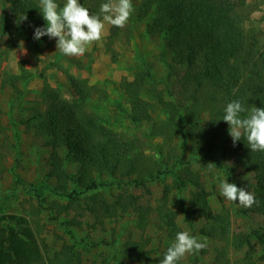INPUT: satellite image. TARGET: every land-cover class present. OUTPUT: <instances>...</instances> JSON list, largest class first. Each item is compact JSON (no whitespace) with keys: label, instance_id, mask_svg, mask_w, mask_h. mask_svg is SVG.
Wrapping results in <instances>:
<instances>
[{"label":"trees","instance_id":"obj_1","mask_svg":"<svg viewBox=\"0 0 264 264\" xmlns=\"http://www.w3.org/2000/svg\"><path fill=\"white\" fill-rule=\"evenodd\" d=\"M56 1V0H55ZM13 12L3 23L5 35H13L14 28L30 44L34 52L47 36L34 39V29L44 27L46 21L40 11V0H7ZM83 2V1H82ZM246 0H142L140 15L149 17L147 32L165 38L172 53L165 77L156 79L150 69L139 71L133 79L125 78L121 88L130 103L129 116L138 127L143 121H153V133L163 137L168 145L169 157L153 158L146 155L136 136L115 131L104 124L95 111L88 109L91 88L85 80L73 79L76 97L64 98L57 89H46L41 101L36 104L31 116L23 121L32 125L35 132L46 136L52 146L49 177L61 181L58 185L42 184L34 188L43 198L45 189H51L67 198L59 205L58 213L69 212L80 204L93 216L94 222L102 223L107 218L124 215L131 211L137 214V224L145 227L154 207L133 192H121L109 200L103 188L117 184L146 186L161 175L172 173L174 183L164 186L157 213L170 237L181 232L177 219L180 213L184 220L193 224L201 214L210 227L202 233L220 231L224 217L216 213L210 203V193L204 186L201 174L192 162L200 156H209L220 148L217 139L228 137V124L222 120L226 105L239 100L247 109L264 107V41L246 30L241 7ZM94 0L92 10L99 11ZM26 16L27 19L21 20ZM115 30V29H114ZM116 34L113 32L112 36ZM20 76H13L12 80ZM145 94L151 95L150 98ZM159 104L164 119L154 118L155 105ZM247 115V113L242 114ZM190 151V156L177 153V145ZM63 148L62 158L59 148ZM224 153L226 148H221ZM158 152L162 149L158 147ZM228 154L233 169L242 168L254 173L253 194L258 205L250 210L264 215V152H251L246 139L233 145L230 137ZM78 164L76 173L64 169L65 161ZM108 176L109 180L101 179ZM72 183V187H69ZM192 186L186 204L181 210L169 205L173 188L179 191ZM220 233L224 234L222 229ZM255 237V242L251 237ZM257 243L264 245L262 227L248 234L236 235V248L248 246L243 259L236 264H255L253 252ZM128 252H139L140 245L131 241ZM194 253V260L201 259ZM140 256V255H138ZM218 258L230 264L222 250ZM42 247L35 229L27 216L9 213L0 215V264H45ZM65 259V258H63ZM57 264L67 260L53 258ZM221 261V262H222Z\"/></svg>","mask_w":264,"mask_h":264},{"label":"rangeland","instance_id":"obj_2","mask_svg":"<svg viewBox=\"0 0 264 264\" xmlns=\"http://www.w3.org/2000/svg\"><path fill=\"white\" fill-rule=\"evenodd\" d=\"M83 1V2H82ZM94 0H79L92 15ZM63 8L66 0L55 1ZM142 0H132L134 11L123 28L104 22V29L99 41L92 42L90 49L83 56H66L56 48V39L46 40L40 45V51L34 52L22 36L3 34L1 27L9 21L13 12L7 0H0V215L16 213L27 216L35 229L43 250L45 264H57L51 260H67L68 264H160L167 248L175 240L157 213L156 206L161 202L165 184L174 183L172 173L161 175L146 183V186L113 184L103 188L106 198L111 200L121 192H133L141 196L155 208L145 227L137 224V214L133 211L95 223L94 218L85 209L82 201L72 206L69 212L58 213L59 205L67 198L58 192L45 189L40 198L34 188L42 184L60 185L61 181L49 177L52 146L46 136L35 132L32 125L23 121L31 116L34 107L41 101L43 91L57 89L61 95L73 100L76 90L73 79L85 80L92 87L87 107L95 111L101 121L115 131L136 136L144 153L150 157L168 159V145L163 137L153 133V121H143L138 127L129 116L130 103L121 88L125 79H133L139 71L150 69L156 79L165 77L167 64L171 62L172 53L168 41L161 36H152L147 30L149 17L140 15ZM245 17V28L264 41V0H246L241 7ZM115 29V30H114ZM116 32V34H113ZM26 50H20V44ZM13 76H20L12 80ZM150 98L151 95L145 94ZM165 114L159 104L155 105V120L164 119ZM220 148L203 155L192 162L193 168L201 174L204 186L210 193V203L216 213L224 217L219 228L225 230L211 234L202 233V228L212 225L201 214L196 216L193 224L184 220L180 213L177 222L181 231H187L200 242H207V247L200 253L196 262L193 254H186L178 264H225L218 258L224 250L230 264L243 259L248 246L236 248V235L248 234L255 229L264 230V215L244 208L220 195V183L227 179L229 183L243 187L253 193L254 173L242 168L233 169L232 159L228 154L230 135L217 139ZM224 146L226 153L221 149ZM161 148L162 151L158 152ZM62 158L63 148H59ZM177 153L190 156V151L177 145ZM213 163V171L207 165ZM230 163V164H228ZM64 169L76 173L78 164L65 161ZM101 179L111 181L108 176ZM69 183V187H72ZM192 186L179 191L172 190L169 205L181 210L186 204ZM62 190V188H58ZM255 242V237H251ZM131 241L140 245L139 252H128ZM140 255V256H138ZM65 258V259H63ZM255 264H264V245L257 243L253 252ZM222 261V262H221Z\"/></svg>","mask_w":264,"mask_h":264},{"label":"clouds","instance_id":"obj_3","mask_svg":"<svg viewBox=\"0 0 264 264\" xmlns=\"http://www.w3.org/2000/svg\"><path fill=\"white\" fill-rule=\"evenodd\" d=\"M40 11L46 21L44 27L34 29V39L40 40L47 36L56 39V48L66 56H83L90 49L92 42L99 41L104 29V22L123 28L134 11L132 0H107L101 4L99 15L90 14L89 10L79 0H66L63 8L55 0H40ZM27 19L26 16L21 20ZM20 50L25 51L23 42ZM247 113V115H242ZM222 120L229 128L233 145L237 141L246 139L251 152H264V107L252 106L247 109L239 100L229 102ZM230 164V163H228ZM213 163L207 165L208 170L213 171ZM220 195L244 208L258 205L255 195L243 187H237L235 183L227 182V179L219 185ZM207 247V242H200L197 237L187 231L176 233L175 240L167 248L160 264H178L186 254L199 253Z\"/></svg>","mask_w":264,"mask_h":264}]
</instances>
